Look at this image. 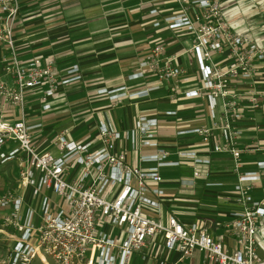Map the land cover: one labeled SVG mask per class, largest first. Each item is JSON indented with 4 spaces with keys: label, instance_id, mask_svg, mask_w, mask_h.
<instances>
[{
    "label": "built area",
    "instance_id": "1",
    "mask_svg": "<svg viewBox=\"0 0 264 264\" xmlns=\"http://www.w3.org/2000/svg\"><path fill=\"white\" fill-rule=\"evenodd\" d=\"M179 10L165 16L168 30L190 36L197 65V83L182 87L186 75L176 55L166 54L163 44L153 45L138 62L139 71L128 79L154 76L157 82L134 92L125 87L100 88L115 106L122 98H142L164 84L169 100L198 98L205 101L210 125L179 130L178 135L197 134L210 143L216 153L226 152L233 160V185L239 209L231 213L227 224L232 247L222 243L197 224L184 225L174 215L165 222L147 216L143 209L159 212V203L149 195L163 196L157 185L162 181L159 168L192 161V176L208 177L209 160L195 151L177 152V160H168L169 152L157 141L159 122L154 117L138 115L126 130L116 129L108 113L103 112L95 125L94 139L74 140L68 130L54 136L57 154L39 151L32 131L41 124L28 123L26 96L40 90L41 110L51 109V100L60 97V88L80 79L76 65L59 76L53 60L34 57L27 62L18 59L13 35L19 14L18 0H0V164L17 163L19 178L15 186L0 194V222L4 233L10 231L13 245L11 264H29L32 260H51L55 264H129L134 253H140L154 235H161L168 252L180 258L201 252L206 261L215 264H264L257 253V234L264 217V198L253 199L254 183L264 178V159L256 169L242 172L241 154L252 150L238 147L241 137L237 123L244 105L258 108L264 93L257 84L264 71V45L230 30L223 18L220 0H176ZM152 9L150 14H156ZM158 21L153 23L159 27ZM264 74V72H263ZM18 109L14 122L2 117L5 109ZM175 111H166L173 116ZM213 131L220 141H210ZM125 143L134 154L146 148L150 152L126 162ZM3 146L6 149L3 150ZM136 161L150 164L146 168ZM31 199L35 205L28 204ZM34 206H36L34 208ZM144 260L145 256L141 255ZM158 264H165L159 261ZM176 264V262L170 263Z\"/></svg>",
    "mask_w": 264,
    "mask_h": 264
},
{
    "label": "crops",
    "instance_id": "2",
    "mask_svg": "<svg viewBox=\"0 0 264 264\" xmlns=\"http://www.w3.org/2000/svg\"><path fill=\"white\" fill-rule=\"evenodd\" d=\"M18 1L20 9L13 32L18 59L23 62L34 57L51 59L56 71L76 65L81 76L78 81L60 88V97L50 101L48 112L41 110L40 100L33 101L40 96V90L28 92L25 103L27 121L41 124L31 133L35 147L39 151L50 150L53 145L48 139L64 130H68L71 138L76 134L74 131L84 130L81 136L73 139H94L96 144L93 146H97L95 125L103 112L109 114L118 130L129 128L138 115L156 118L159 122L156 138L169 152L168 160H177L179 151H195L198 156L209 160V176L194 178L193 163L185 159H179L178 166L159 168L162 181L157 187L163 190V196L149 195L159 203V212L147 208L143 212L163 222L168 215H174L184 225L197 224L224 248H231L232 235L227 224L232 219L231 213L239 209L233 191L237 178L232 171V157L226 152H213L210 143H203L197 134H177L179 130L211 124L205 101L184 99L181 95L170 101L168 84L151 91L146 97L122 98L115 106L108 105V99H101L102 95L96 94L100 88L124 86L128 92H134L154 85L157 80L150 74L136 80L128 79V76L139 71V60L158 43L163 44L166 54L176 55L179 65L185 69L181 86L196 85L197 65L189 52L190 36L168 30L162 23L165 16L179 10L176 0ZM220 4L231 31L264 45V0H220ZM152 9L157 10L156 14H150ZM156 21L161 23L159 27L153 26ZM259 72L262 76L257 87L264 93V71L261 67ZM0 78H5L2 73ZM30 95L35 97L30 98ZM62 103L78 105L77 109L81 110L76 114H71L69 108L59 110ZM166 111L176 113L167 116ZM9 112L2 113L4 120L16 121L18 109L15 112L14 108H9ZM60 121L65 123L54 128ZM237 126L241 129V137L236 140L238 147L252 148L241 154L240 170H255L256 162L264 159V96L260 98L258 108L244 105L242 119ZM214 140L221 142L216 131H213L210 141ZM2 148L5 150L6 146ZM117 148L126 151L128 164L133 163L136 155L150 152L142 148L134 154L125 143L118 144ZM136 165L146 168L150 164L136 161ZM251 195L255 200L264 198V178L254 183ZM257 253L264 260V222L257 234ZM141 255L145 256L144 260ZM159 261L165 264H215L206 261L198 251L187 258H180L178 252L166 251L161 235L149 239L140 253L131 256L129 264H158Z\"/></svg>",
    "mask_w": 264,
    "mask_h": 264
},
{
    "label": "rangeland",
    "instance_id": "3",
    "mask_svg": "<svg viewBox=\"0 0 264 264\" xmlns=\"http://www.w3.org/2000/svg\"><path fill=\"white\" fill-rule=\"evenodd\" d=\"M67 69V68H66ZM58 72V75L59 76H62L65 74L66 70L63 69V70H57ZM93 94V93H92ZM97 94V93H96ZM32 98L33 96L35 97V95H30ZM28 94L26 96V98H28ZM39 97H35V99L33 100L34 103L35 102H38L39 100ZM63 97V96H62ZM101 99H108L106 95H102L100 97ZM31 100L29 99L28 102H30ZM107 104H111L109 101L107 102ZM31 107V105H29L27 108L29 109ZM59 110H64V108H69L71 111V114H76L78 112V110L80 111L81 109H77L78 108V105H74V106H71L70 104H64L62 103L61 105L58 106ZM80 108H82L80 106ZM12 109V108H10ZM6 111H3V113H7L9 114V109H5ZM15 112L17 109H14ZM12 111V110H11ZM12 113V112H11ZM65 122L64 121H60V122H57L54 126L55 127H58L62 124H64ZM72 125L70 124L69 127H71ZM84 130H78L77 132L74 131V134L72 136V139L74 137H77V136H81V134L83 133ZM53 132V131H52ZM54 133V132H53ZM53 135V134H52ZM71 138V136H70ZM54 139V136L51 137L50 139H48V141H51ZM75 139V138H74ZM50 151L54 154H57L56 150H55V146H52L50 147ZM164 173V172H163ZM178 175V173H177ZM19 178V168L17 166V163H15L14 161H10L9 163H5V164H0V194H2L4 191H6L7 189H10V188H13L15 186V179ZM28 204L33 206L35 205V202L32 201L31 199L28 200ZM36 206H34L35 208ZM4 231L6 230H3L2 226H1V222H0V264H11V255L9 254L10 251H11V248H12V245H13V236L12 234H10V231L6 233H4ZM19 264V263H18ZM29 264H55L54 262H52L51 260H47V261H37V260H32Z\"/></svg>",
    "mask_w": 264,
    "mask_h": 264
},
{
    "label": "water",
    "instance_id": "4",
    "mask_svg": "<svg viewBox=\"0 0 264 264\" xmlns=\"http://www.w3.org/2000/svg\"><path fill=\"white\" fill-rule=\"evenodd\" d=\"M262 222H264V217H263V219H262Z\"/></svg>",
    "mask_w": 264,
    "mask_h": 264
}]
</instances>
